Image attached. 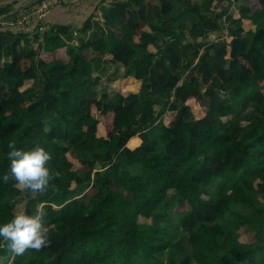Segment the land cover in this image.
<instances>
[{"label": "trees", "instance_id": "obj_1", "mask_svg": "<svg viewBox=\"0 0 264 264\" xmlns=\"http://www.w3.org/2000/svg\"><path fill=\"white\" fill-rule=\"evenodd\" d=\"M107 1L39 46L44 18L33 37L0 26V223L39 212L50 240L17 254L0 239V264H175L186 249L167 201L192 246L180 264H264V0H209L197 25L177 16L189 0ZM157 13L173 21L162 46ZM107 62L112 83L139 89L90 98ZM9 143L50 151L48 190L17 184Z\"/></svg>", "mask_w": 264, "mask_h": 264}, {"label": "clouds", "instance_id": "obj_2", "mask_svg": "<svg viewBox=\"0 0 264 264\" xmlns=\"http://www.w3.org/2000/svg\"><path fill=\"white\" fill-rule=\"evenodd\" d=\"M36 4L38 3L34 6ZM23 13L22 11L21 15ZM1 20L4 18H0ZM33 26L36 28L34 23ZM23 27H28V32L30 31L31 27L27 25ZM8 147L11 175L18 185L33 192H44L51 186L50 182L61 175L58 170L49 166L48 162L52 156L44 147L37 146L25 150L14 143H9ZM3 179L7 180L8 176L5 175ZM0 239L8 242L10 249L17 254H22L28 249L38 250L50 244L44 219L39 212L36 215L19 214L8 222L0 223Z\"/></svg>", "mask_w": 264, "mask_h": 264}, {"label": "rangeland", "instance_id": "obj_3", "mask_svg": "<svg viewBox=\"0 0 264 264\" xmlns=\"http://www.w3.org/2000/svg\"><path fill=\"white\" fill-rule=\"evenodd\" d=\"M209 0H189L187 1V3L184 5V7H178L179 12L177 13V16L179 17L180 15H182L180 17V22L182 23H190V24H194L197 25L199 20H202L201 17L197 16L199 9L201 7L202 4L207 3ZM34 6V4L31 6H29V8L27 10H23V12L25 13V11H29L30 9H32ZM24 7V6H23ZM233 5H231L230 10H232ZM19 9V8H18ZM13 12L10 15H17L19 13V11L16 12L15 8H13ZM22 14V11H20L19 16ZM185 14H187V16L190 18L188 19ZM5 16V17H0V18H4V20L6 21L7 18L11 17V16ZM160 14L157 13L156 14V18L159 19L158 25H156V27L153 26V29L155 32L158 33L160 40L162 42L161 46L163 44L166 43L168 37L167 36H162L160 34V29L161 27L164 29H170L171 25L173 23V21L171 20V18H167V19H160L159 16ZM16 17V16H15ZM98 19V18H96ZM204 19V16H203ZM37 28V27H36ZM34 26H31L30 29V37H33L35 32L37 31ZM40 34V39L43 37L44 32L49 31V27L47 25H42L38 27ZM184 33H186L184 31ZM80 33H78L77 31H74V36H79ZM85 39H87V37H84ZM180 41L176 44V47L180 50V52L184 53L185 51V47L188 44V39L185 38L184 35H180ZM226 40H230V37L228 36V32L226 31L225 36L222 39H218L216 40V46L220 47L222 45L223 41ZM77 42V41H75ZM73 45H79V43L77 42L76 44L72 42H70ZM194 43V42H193ZM184 61H187V58H184ZM186 68V67H184ZM183 71L186 73L185 69H183ZM101 72V73H100ZM114 69L111 65H109L108 68L101 67L98 71H97V76L100 77V81L96 82L94 81L93 84L90 86L89 88V97L90 98H99L105 91H110V93L112 94H116V93H124V94H128L132 91H135L137 89H139L140 85L139 84H135L133 86H124L123 82L120 79H117L116 83H112L109 79H111V77H116V74H113ZM113 75V76H112ZM104 78H106L104 80ZM108 79V80H107ZM40 86V85H39ZM38 86V87H39ZM157 110H159V107H157ZM242 115L243 118L245 119L246 123L248 124H255V122H257L258 120H255V118L253 117V110H242ZM255 115V114H254ZM255 117V116H254ZM249 119V122H248ZM252 124V125H253ZM100 136H103V133H100ZM137 138V137H135ZM133 138V139H135ZM139 138H137L138 141ZM253 181L255 182V184L259 187H261L264 184V179L260 174H257V176L253 177ZM206 197H208L206 195ZM264 203V200H262ZM164 207L170 211L172 213L173 216V221L171 222V230L173 231L174 235H175V240L181 241L182 246L186 249L185 253H181V254H177L175 256V264H180L181 261L183 260V258L185 257V255H191L192 254V246L189 242V236L187 233H184L181 226H180V222H179V218H177L176 216H174V207H175V203L172 201H167L164 205ZM159 264H171V260H170V252H167L164 256L159 258Z\"/></svg>", "mask_w": 264, "mask_h": 264}, {"label": "crops", "instance_id": "obj_4", "mask_svg": "<svg viewBox=\"0 0 264 264\" xmlns=\"http://www.w3.org/2000/svg\"><path fill=\"white\" fill-rule=\"evenodd\" d=\"M13 0H0V3L3 2H12ZM40 0H20L19 7L15 6V10L17 11H23L31 4H35V2ZM102 0H69L67 3H62L60 6L55 7L51 11H49L44 20L46 25L49 27V29H54L58 25H66L70 26L73 29L79 28L83 25V23L86 21V19L95 12V10L99 7ZM111 1L108 0L107 3H110ZM24 6V7H23ZM19 8V9H18ZM7 64L10 62L9 60L6 61ZM109 65L113 67V65L109 62L104 63L102 67L108 68ZM121 69L119 72L120 74H123L124 71H122L121 67H118ZM114 72L115 68L113 67ZM101 73V72H100ZM40 79H37L33 82V85L35 87L39 86ZM135 138V137H134Z\"/></svg>", "mask_w": 264, "mask_h": 264}, {"label": "built area", "instance_id": "obj_5", "mask_svg": "<svg viewBox=\"0 0 264 264\" xmlns=\"http://www.w3.org/2000/svg\"><path fill=\"white\" fill-rule=\"evenodd\" d=\"M64 0H42L40 3L36 4L29 11H25L23 15L14 17H9L7 20H1L0 26L12 29H20L23 26H33V19L42 20L45 18L46 14L57 6H60ZM42 26V25H41ZM43 43V37L39 39L37 46Z\"/></svg>", "mask_w": 264, "mask_h": 264}]
</instances>
